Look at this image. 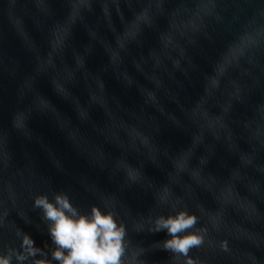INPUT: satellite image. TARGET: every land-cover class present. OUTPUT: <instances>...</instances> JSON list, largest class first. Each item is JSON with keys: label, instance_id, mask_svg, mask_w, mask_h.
<instances>
[{"label": "water", "instance_id": "obj_1", "mask_svg": "<svg viewBox=\"0 0 264 264\" xmlns=\"http://www.w3.org/2000/svg\"><path fill=\"white\" fill-rule=\"evenodd\" d=\"M58 192L116 215L124 264H184L152 231L182 208L197 264H264V0H0V253L51 259Z\"/></svg>", "mask_w": 264, "mask_h": 264}, {"label": "clouds", "instance_id": "obj_2", "mask_svg": "<svg viewBox=\"0 0 264 264\" xmlns=\"http://www.w3.org/2000/svg\"><path fill=\"white\" fill-rule=\"evenodd\" d=\"M33 206L42 211L43 219L48 222L55 245L51 259L46 258L47 253L36 246L29 234L23 233L22 251L10 249L7 254L0 253V264H13V257L17 264H24L29 258H35L34 264H53V261L57 264H124L127 228L113 212L93 205L90 212L82 213L65 192L56 193L54 199H49L47 194L37 195ZM198 221L195 213L182 208L175 215L157 216L152 231L166 230L170 238L163 241V248L177 258L186 257L184 264H197L189 253L204 244L207 231L206 228L192 231ZM222 247L227 249V242Z\"/></svg>", "mask_w": 264, "mask_h": 264}]
</instances>
